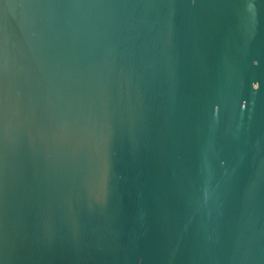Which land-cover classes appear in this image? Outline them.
Returning a JSON list of instances; mask_svg holds the SVG:
<instances>
[{
    "label": "water",
    "instance_id": "obj_1",
    "mask_svg": "<svg viewBox=\"0 0 264 264\" xmlns=\"http://www.w3.org/2000/svg\"><path fill=\"white\" fill-rule=\"evenodd\" d=\"M0 264H264V0H0Z\"/></svg>",
    "mask_w": 264,
    "mask_h": 264
}]
</instances>
